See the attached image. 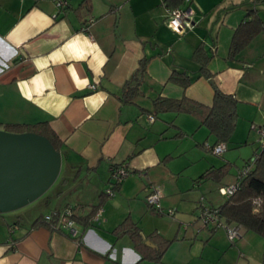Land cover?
<instances>
[{"label":"crops","instance_id":"0c3cea01","mask_svg":"<svg viewBox=\"0 0 264 264\" xmlns=\"http://www.w3.org/2000/svg\"><path fill=\"white\" fill-rule=\"evenodd\" d=\"M65 1L58 8L54 0H0V122L47 123L62 143L60 169L66 164L52 191L51 184L29 203L0 211V264H264V237L241 227L229 243L212 224L201 228V190L233 182L241 166L217 180L199 176L233 164L235 156L227 151L222 162L201 151L186 156L187 135L194 148L213 145L214 136L192 112L155 105L186 98L209 106L216 86L237 100L233 145L250 125H264V32L228 58L235 28L249 9L264 22V3L184 0L179 6L193 8L195 25L179 35L166 24L164 0ZM199 44L210 56L211 78L192 59ZM143 59L140 86L128 98L125 84ZM173 71L194 79L184 87L169 79ZM114 164L130 173L108 197ZM153 188L165 213L146 200ZM69 204L79 239L40 220ZM134 226L136 238L128 231Z\"/></svg>","mask_w":264,"mask_h":264},{"label":"trees","instance_id":"16d2710c","mask_svg":"<svg viewBox=\"0 0 264 264\" xmlns=\"http://www.w3.org/2000/svg\"><path fill=\"white\" fill-rule=\"evenodd\" d=\"M87 1L88 0H82L80 5ZM183 1L184 0H164L167 8L179 6ZM256 1L264 3V0ZM260 32H264V22L259 17L257 9H249L233 32L228 58H235L252 38ZM209 58L210 56L204 52V48L201 44L194 48L192 59L199 63V71L206 78H211L212 76L206 68ZM146 60L147 59L142 60L140 67L133 73L130 81L125 84L124 95L126 97L131 98L134 93L138 91L142 75L145 72ZM169 79L178 81L182 86L186 87L194 78L187 75L185 72L173 71ZM166 102L167 104H164ZM161 104L166 105V110L174 109L177 111H188L197 115L200 124L204 125L208 129L209 134L214 136L213 144L219 141L229 142L236 127L238 119L236 108L237 100L233 95L222 92L216 86L214 87L213 102L209 106L190 101L186 98L155 100L156 107L160 108ZM0 129L12 132L31 131L42 134L50 140L57 150H60L62 145L57 134L45 122L33 124L0 122ZM256 152L257 157L253 161L251 169L240 179L238 189L227 197L217 208L220 217L224 221L240 225L245 230L253 231L259 236L264 237V146ZM250 159H252V157L247 160ZM229 166L230 165L226 163L219 167H209L201 173L199 178H213L217 180L227 173ZM95 208L93 216L100 208V204ZM128 231H130L134 238L137 237L138 232L136 226L132 229L128 228ZM169 242L170 241H165L164 246L157 251L154 259H160L162 252Z\"/></svg>","mask_w":264,"mask_h":264},{"label":"water","instance_id":"95a60500","mask_svg":"<svg viewBox=\"0 0 264 264\" xmlns=\"http://www.w3.org/2000/svg\"><path fill=\"white\" fill-rule=\"evenodd\" d=\"M61 153L42 134L0 129V211L34 200L56 179Z\"/></svg>","mask_w":264,"mask_h":264},{"label":"built area","instance_id":"2783aa9c","mask_svg":"<svg viewBox=\"0 0 264 264\" xmlns=\"http://www.w3.org/2000/svg\"><path fill=\"white\" fill-rule=\"evenodd\" d=\"M58 8L66 6L65 0H54ZM191 1V0H186ZM194 10L191 6L174 8H167V26L172 29L175 33L181 35L187 30H190L195 25L193 19ZM91 88H95V84H90ZM149 121L154 119V115H148ZM251 128L259 135L260 148L264 146V125H251ZM211 152L221 155L227 149V143L225 141H219L213 145H205ZM257 157V152L252 155V159L247 160L239 169L236 178L233 182L220 185L218 187L219 193L229 197L232 195L239 186L240 179L251 169L253 161ZM130 173V170L123 164H114L110 167V182L109 185L104 188V194L106 196H113L115 194L116 187L125 179ZM161 191L158 188H153L152 191L146 196L147 202L154 207V209L162 213V207L160 205ZM168 214H173L172 208L166 210ZM100 213V208L97 210L95 215L90 219L94 223ZM200 220H202L204 226L209 227L212 224V228L224 227L226 235L230 242H234L241 234V226L233 223L224 221L219 213L218 208L213 206H206L201 202V211L199 213ZM41 222L47 224L52 229H59L68 233L69 236L79 239V230L77 228L76 220L74 218L73 206L66 205L61 209H54L50 212L42 215ZM15 226L9 228V232H13ZM11 240V239H10Z\"/></svg>","mask_w":264,"mask_h":264},{"label":"rangeland","instance_id":"374dc122","mask_svg":"<svg viewBox=\"0 0 264 264\" xmlns=\"http://www.w3.org/2000/svg\"><path fill=\"white\" fill-rule=\"evenodd\" d=\"M180 120H181L180 118L176 119V121H180ZM198 123H199V121L196 120V124H198ZM202 126L204 127V125H202ZM188 127L190 128L189 125H188ZM249 131H250V133H248ZM246 134H248V135H246ZM246 134L243 133V135H241L240 143H237V144L233 145L232 144L233 142L229 141L228 142V149H226L224 151V154L227 153V151H229L230 153L233 154V156H235V158L233 159L234 163L230 164V166H229V170H230L229 173H232V172L236 171L238 166H242V164H244L247 159L252 157V155L254 154L255 151H259L260 150L261 142H260V139H259V135L255 131V129L251 128V125H250L249 130L246 129ZM182 141H183V146H185L187 151H188L186 156H188V155L193 156L192 151H199V153L201 151V153H204L206 155V157H209V159H214V160H216L218 162H222L221 160L224 161V159L222 157L223 154L222 155L215 154V153L211 152L210 150H208L206 148L205 145L209 144L208 142H205L204 143L205 145H203L200 148H194V146L192 147V145H193L192 139H191V137H188V135H187V137L183 138ZM65 167H66V164L63 163L62 166H61V169H60L61 174H63V172L65 171ZM56 185L57 184H54V185L52 184V186H51L52 188H50V191H52L56 187ZM224 185H226V184H224ZM218 187L209 186L207 189L205 188L204 190L203 189L201 190L200 196L198 195V198L200 197V201H199L198 208H196L197 209V213H200V211H201V202H205L206 206L207 205L211 206L210 204H212V203H213V205L214 204H218L219 202H222L225 198H227L225 195H222L221 193H219ZM195 194H197V193H195ZM161 196H162V193H161ZM160 205H161V203H160ZM168 209H170V208H168ZM172 209L175 212V208H172ZM163 211L165 213V210H163ZM192 222H194V221L192 220L191 222H186L185 223L186 225L185 224L182 225L183 228H186L188 225L191 226V224H193ZM201 223H202V225H201L202 227L201 228H205L206 229V226H204L202 220H201ZM217 229L220 230V231H223L225 233L224 235L226 236V239L229 240L227 235H226L224 227H220L219 226ZM252 233L254 235H256L254 232H252ZM229 243H231V242H229ZM233 246H231V247H233ZM227 250L230 251V249H227ZM229 254L231 255V251L229 252ZM236 255H237V251H236Z\"/></svg>","mask_w":264,"mask_h":264}]
</instances>
